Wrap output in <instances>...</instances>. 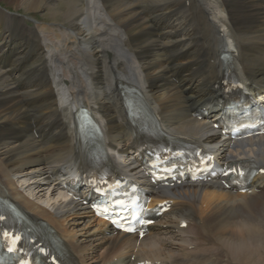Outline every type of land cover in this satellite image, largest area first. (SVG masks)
<instances>
[{"label": "bare ground", "instance_id": "6f19581e", "mask_svg": "<svg viewBox=\"0 0 264 264\" xmlns=\"http://www.w3.org/2000/svg\"><path fill=\"white\" fill-rule=\"evenodd\" d=\"M22 4L45 11L47 19L26 26L20 16L0 9V191L30 215L49 221L85 264H93L100 257L96 247L106 240L98 236L104 223L44 186L50 163L72 161L76 111L82 106L100 118V144L110 152L113 167L131 166L135 148L118 84L137 88L170 133L205 136L207 143H214L218 134L211 125L195 121L190 113L203 101H213V73L219 70L216 56L222 49L234 51L236 69L254 93L264 88V0H23ZM176 72L177 85L172 82ZM242 155L264 164V140L250 141ZM260 197L256 202L207 186L172 191L164 198L177 199L178 204L163 222L167 229L161 238L142 242L136 259L200 264L203 255L223 264H264ZM183 217L194 221L187 231L177 228ZM85 219L88 222L82 226ZM170 234L178 237L177 243ZM192 244L202 246L185 252ZM206 244L212 245L203 248Z\"/></svg>", "mask_w": 264, "mask_h": 264}, {"label": "rangeland", "instance_id": "374dc122", "mask_svg": "<svg viewBox=\"0 0 264 264\" xmlns=\"http://www.w3.org/2000/svg\"><path fill=\"white\" fill-rule=\"evenodd\" d=\"M22 3H23V0H0V9L2 11H4L6 15H13V14L14 15H21L22 18L24 19L23 23L24 24L26 23L27 26L28 25L34 26L33 23L36 20L41 21L42 19H47L46 18L47 16H45V13H46L45 11L41 12V11H35L32 9H29L28 6L23 5ZM13 34H14V36L18 35V33H15V32ZM253 199L256 200V197ZM262 200H264V198ZM256 202H258V200H256ZM242 205H243L242 207H244L245 202ZM243 215H247V214L244 213ZM84 222L81 224L82 226L86 225L85 224L86 222L85 223ZM78 229H80V228H78ZM99 245H101V243ZM195 257H198V256L196 255Z\"/></svg>", "mask_w": 264, "mask_h": 264}, {"label": "snow or ice", "instance_id": "6c2138e0", "mask_svg": "<svg viewBox=\"0 0 264 264\" xmlns=\"http://www.w3.org/2000/svg\"><path fill=\"white\" fill-rule=\"evenodd\" d=\"M233 171H235V170H233ZM225 175H227V173H225ZM113 223H116V221H113Z\"/></svg>", "mask_w": 264, "mask_h": 264}]
</instances>
